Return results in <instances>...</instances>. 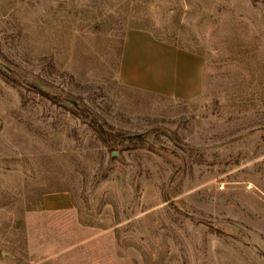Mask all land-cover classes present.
<instances>
[{
    "label": "rangeland",
    "instance_id": "rangeland-1",
    "mask_svg": "<svg viewBox=\"0 0 264 264\" xmlns=\"http://www.w3.org/2000/svg\"><path fill=\"white\" fill-rule=\"evenodd\" d=\"M130 31L200 94L123 83ZM0 264H264V0H0Z\"/></svg>",
    "mask_w": 264,
    "mask_h": 264
},
{
    "label": "crops",
    "instance_id": "crops-1",
    "mask_svg": "<svg viewBox=\"0 0 264 264\" xmlns=\"http://www.w3.org/2000/svg\"><path fill=\"white\" fill-rule=\"evenodd\" d=\"M200 56L154 39L143 31H130L124 42L120 77L128 86L171 98L197 97L203 84Z\"/></svg>",
    "mask_w": 264,
    "mask_h": 264
},
{
    "label": "trees",
    "instance_id": "trees-1",
    "mask_svg": "<svg viewBox=\"0 0 264 264\" xmlns=\"http://www.w3.org/2000/svg\"><path fill=\"white\" fill-rule=\"evenodd\" d=\"M135 138H138L137 136H135Z\"/></svg>",
    "mask_w": 264,
    "mask_h": 264
},
{
    "label": "water",
    "instance_id": "water-1",
    "mask_svg": "<svg viewBox=\"0 0 264 264\" xmlns=\"http://www.w3.org/2000/svg\"><path fill=\"white\" fill-rule=\"evenodd\" d=\"M114 156H116V153L114 154Z\"/></svg>",
    "mask_w": 264,
    "mask_h": 264
}]
</instances>
